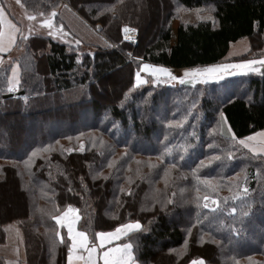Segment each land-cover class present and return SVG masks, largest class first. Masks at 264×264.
Segmentation results:
<instances>
[{"label": "trees", "instance_id": "16d2710c", "mask_svg": "<svg viewBox=\"0 0 264 264\" xmlns=\"http://www.w3.org/2000/svg\"><path fill=\"white\" fill-rule=\"evenodd\" d=\"M0 4L5 10L3 0ZM20 4L36 18H47L55 10L53 22L63 29L58 12L67 4L88 25H100L102 35L117 47L98 48L89 56L81 52V45L69 51L64 42L33 34L28 41L19 36L13 49L19 52L16 57L5 56L8 59L0 65V245L7 240L5 227L15 224L22 234L23 264H66L70 241L49 213L59 215L71 205L79 209L77 229L88 234L90 243L96 241L97 231L140 220L148 231L130 234L138 264H189L200 258L206 264H264V157L253 159L247 149L233 147L219 129L223 112L226 126L238 139L264 131V68L195 86L149 82L133 88L137 64L126 57L128 48L121 43L120 32L125 25L137 29L133 56L174 70L224 63L230 45L241 40L249 41L250 50L235 61L260 58L264 0H21ZM177 7L214 9L215 24L206 20L180 24L172 44L171 20ZM13 62L19 64L21 85L18 92L8 93L6 74ZM71 91L77 94L75 101L61 104ZM185 116L184 128L168 126V121ZM83 139L88 141L81 152ZM48 145L52 150L42 151ZM165 146H171L173 155L162 164L158 157ZM33 151L38 154L29 161ZM213 154L221 155V161L198 172L221 185L208 193L191 169ZM109 160L115 162L112 168L107 166ZM170 163L177 167L166 187L164 169ZM101 172L109 179L98 176ZM245 184L246 197L234 201L233 195ZM120 187L133 194L120 192ZM205 194L219 200L216 212L203 208ZM168 198L174 203L161 211L156 200ZM245 212L250 215L245 217ZM57 230L65 243L55 236ZM125 242L128 237L119 243ZM0 264H7L3 257Z\"/></svg>", "mask_w": 264, "mask_h": 264}, {"label": "snow or ice", "instance_id": "6c2138e0", "mask_svg": "<svg viewBox=\"0 0 264 264\" xmlns=\"http://www.w3.org/2000/svg\"><path fill=\"white\" fill-rule=\"evenodd\" d=\"M17 4L21 2V0H16ZM122 2V0H121ZM59 7V5H57ZM64 8H68L67 4L63 5ZM70 10V9H69ZM110 10V9H109ZM210 11H214V9H211ZM43 15V13H41ZM57 16V12L53 10L46 19H43L40 21V27L46 28L47 36L51 37L52 39L59 38L61 42H64L68 44L69 51H73V47L75 46L78 48L82 41L80 39H73L68 40L67 37L69 33L65 32L63 30V26L61 25L59 28L56 26V24L53 22V18ZM27 19L29 21L36 20V17L34 15L27 16ZM198 19H207L211 20L213 24H215V20L211 15H208L207 17H200L198 16ZM5 24L4 20V9L0 8V53H6L9 51L12 44L15 43V34L16 32L20 31L16 28L15 25H13L10 21L7 22L8 24V41L5 43L4 40V32L2 31V28ZM97 29L100 28V25L96 26ZM122 33V39L124 41H127L129 43H135V33H137V29L129 27L127 25L123 26L120 29ZM32 29L29 28V34H25L23 32L20 33L21 39L24 41H28L31 37ZM105 45L107 47H113V45L108 44L107 41H104ZM89 56H94L95 54L93 52L87 53ZM128 57H130L132 60H135L138 62L137 70L134 73V83L133 88H139L142 85L148 84L149 82L153 85L157 84H172V82H178L180 85L184 84H190L192 86H195L198 83H208L212 80H221L224 78L225 75L232 76L237 74L247 75L248 73H258L261 71L262 68H264V56H261L259 59H250V60H243L240 63H225V64H216L212 66H207L203 68L199 67H192L189 69H186L181 76L174 75L167 67H164L162 65L157 64H151L144 62V59L142 56H133L132 52L127 53ZM5 61L2 57H0V65H3ZM76 63L80 64L82 63L80 54L77 53L76 55ZM142 73L144 75H142ZM146 77H151V80L147 79ZM6 85H7V92L13 93L18 92L20 85H21V78H20V71H19V64H14L11 67L10 73L6 74ZM132 89H129L131 91ZM127 95V94H125ZM151 95V94H149ZM26 99V97H25ZM196 104L193 103L192 108L195 109ZM189 115H191V112H189ZM220 119L223 124H227V118L225 117L223 112H220ZM188 117L185 116L183 119L177 121V120H171L168 121V126L171 128H184V124L187 121ZM227 132L230 133V135L226 136V140L233 142V147L239 146L243 149H247L248 152L252 153V158L256 159L262 155H264V142H261V146L256 147L253 146L252 141H255L256 136H264V132L256 133L251 136H248L246 138L238 139L234 132H232L231 126L228 127ZM80 135H83L81 133ZM189 135H195V133H189ZM68 139H71V137H68ZM165 140H167V137H165ZM57 144H59V141H56ZM101 144L104 142L101 141ZM95 146V145H93ZM208 147L211 149L213 145L209 144ZM239 147L237 150H239ZM84 144L81 142L79 151H84ZM52 147L51 145L45 146L42 151H51ZM186 151V148L184 149ZM69 152L72 151V149H68ZM38 153L37 151H33L31 156L29 157V161L32 160V157L36 156ZM126 155V153L124 154ZM173 155L171 146H165L163 149L162 154L158 157L160 162L164 163V158L166 156L170 157ZM180 159L183 160L184 156L181 155ZM222 157L221 155L213 154L206 159L200 160L199 163L196 165L195 168L191 169L193 176L195 177L198 184H201L204 186V188L207 190L208 193H215L218 191V189L221 187L219 183H213V180L215 178L213 177H201L198 175L199 169L207 167L211 165L214 161H221ZM227 159L231 160L233 159V153L229 151L227 153ZM114 161L109 160L107 166L109 168H112L114 166ZM137 163H140L137 161ZM155 165L149 164V168H154ZM176 163H170L168 167L164 169V180H165V186H168V177L171 174V170L176 168ZM260 170L257 169V175H259ZM137 175H139V170H137ZM98 176H102L104 180H108L109 177L105 176L102 172L98 174ZM97 175H94L92 177L93 180L98 178ZM129 184L132 183V178L128 177ZM247 177H245V180ZM81 183H83V179L81 178ZM120 192L131 196L132 190L125 189L124 187H120ZM69 191H71V188H69ZM159 190H157L158 192ZM184 190L181 189V192ZM229 191H231V188H229ZM197 192V201L201 199L199 196L200 188H196ZM249 192V188L245 184L244 186L240 187L238 192L235 193L232 197V199L235 200H242L246 197V194ZM176 193H172V197H175ZM204 203L203 208L210 209L212 212H216L219 208V200L215 198H211L209 194H205L202 197ZM225 202H227L228 198H224ZM209 201L211 202V205L214 207L210 208ZM157 203H160L161 205V211H164L167 209L168 205H172L174 203V200L172 198H168L166 201L163 200H156ZM117 203H119V199L117 198ZM237 209L233 207L231 209L232 213H235ZM51 216V219L55 221V224L58 228H65L67 231V238L69 241H71L70 244L67 245V264H74V261H82L83 264H97V261L102 260L103 264H138L137 257L134 255V242H132V236L130 234L139 233L141 231L147 232L148 228L142 225L140 220H134L129 221L127 223H121L118 226H116L111 231H97L95 233L96 242H92L91 246H89V236L85 231L78 230L76 225L81 219L79 215V209L73 208L71 205L68 206L67 210L60 213L59 215H53L52 213H49ZM71 215V219L66 221V218ZM250 215V213L245 212L244 216L247 217ZM151 223V221H149ZM7 231V229L5 230ZM234 232H237L238 230L233 228ZM191 232V229H189V234ZM55 236L60 239L61 243H65L63 236L61 235L60 231L57 230L55 232ZM123 237H128L129 242L121 243L114 247H107L106 245H111L113 241L115 240H121ZM185 244H187V241H185ZM52 246L55 247V241L52 242ZM100 249L99 252H97V249ZM79 252L80 254L76 255L75 253ZM86 253V255H85ZM251 261V258H249ZM191 264H206L205 260L203 258L200 259H194L191 261ZM236 264H239L237 261Z\"/></svg>", "mask_w": 264, "mask_h": 264}, {"label": "rangeland", "instance_id": "374dc122", "mask_svg": "<svg viewBox=\"0 0 264 264\" xmlns=\"http://www.w3.org/2000/svg\"><path fill=\"white\" fill-rule=\"evenodd\" d=\"M5 10L8 11L12 17V21L14 24L17 26V28L20 30L19 31V36L20 33L23 32L25 34H29V28L32 29L33 34H40V35H47V29L40 27V21L43 19H46L43 17L36 18V20L29 21L27 19V16H29L21 6V4H17L16 0H3ZM59 20L61 23L64 24L65 29H63L65 32L69 33V37H67L68 40L72 39H80L82 41L80 49L81 52H95V49L98 48H107L105 45L104 41H107L108 44H111L101 33V27L97 29V27H93L82 21L80 18L77 17V15L69 10V8H64L61 7L59 12ZM208 15H211V11L209 8H202V9H182V8H175L174 13H173V18L171 20V43H175V37H176V30L177 26L180 24H193L198 21H211L207 19H198V16L200 17H207ZM121 32V31H120ZM136 42L135 43H129L127 41H124L122 39V33H121V43L127 47L128 51L125 53L126 57L129 60H132L130 57H128L127 53L135 51V48L138 45V35L137 33L134 34ZM60 41L59 38L54 39ZM61 42V41H60ZM122 44V45H123ZM244 44L247 46L248 51L245 54H242L241 56H238L236 58L245 56L249 53L250 50V43L248 40L244 42ZM113 45V44H111ZM114 46V45H113ZM115 48L117 46H114ZM19 52L14 51L13 56L16 57V55ZM5 56V55H4ZM11 56V60H12ZM137 64L138 67V62L135 60H132ZM243 61V60H241ZM227 63L231 64L235 62V58L228 59L226 61ZM170 70V69H169ZM186 70V69H185ZM185 70H176V71H171L174 75L176 76H181ZM142 75H144L142 73ZM147 79H150L151 77H146ZM213 81V80H212ZM178 82H172V84ZM163 85H167L166 83H162ZM186 85H190L187 84ZM76 92L71 91L70 93L66 94V99L62 100L60 102L61 104H64L65 102H70L73 101L75 98ZM75 101V100H74ZM219 129L220 131L223 132L224 135H230V133L227 132L228 127L226 124H223L222 121L219 122ZM257 139V138H256ZM255 141H252L250 143L253 144V146H261V142H264L262 139H258ZM87 139H83V144L84 142H87ZM252 154V153H251ZM264 157V155H262ZM68 208V207H67ZM65 209V211L67 210ZM7 229V240L4 245H0V257H3L6 261L7 264H23V258H24V248H23V240H22V234L20 229L15 224H10L5 227V230ZM190 264V263H189Z\"/></svg>", "mask_w": 264, "mask_h": 264}, {"label": "crops", "instance_id": "0c3cea01", "mask_svg": "<svg viewBox=\"0 0 264 264\" xmlns=\"http://www.w3.org/2000/svg\"><path fill=\"white\" fill-rule=\"evenodd\" d=\"M0 8H3L2 6H1V4H0ZM4 9V8H3ZM4 20H5V24H4V26H3V28H2V31L4 32V40H5V43H7V41H8V24H7V22H11L13 25H15L14 24V22L12 21V19L9 17V15H8V13L4 10ZM16 26V25H15ZM16 28H17V26H16ZM18 29V28H17ZM19 31L18 32H16V34H15V43L14 44H12L11 45V47H10V49H9V51L8 52H6V53H0V57H2L3 58V60L5 61V60H7L8 58L9 59H11V56L13 55V49H14V46H15V44H16V42H17V40H18V38H19ZM246 40H241V41H238V42H236V43H233V44H231L230 45V48H229V52H228V55H227V59H232V58H236V57H238V56H241L242 54H245L247 51H248V49H247V46L244 44V42H245ZM6 57H8V58H5V56ZM250 59H259V58H249V59H246V60H250ZM241 61H235L234 63H240ZM225 63H227V62H224V63H220V64H225ZM232 63V62H231ZM14 64H18L17 62H13L12 64H11V67L14 65ZM168 69H170V68H168ZM10 70H11V68H10ZM171 71H176V70H174V69H170ZM185 70V69H184ZM19 71H20V68H19ZM10 73V72H9ZM20 74H21V71H20ZM13 93H15V92H13ZM261 132H264V131H259V132H257V133H261ZM256 134V133H255ZM256 140H258V139H262L263 141H264V136H256ZM256 147H259V146H256ZM72 217H71V215H69V217H67L66 218V221L67 220H70ZM76 227H77V225H76ZM65 229V228H64ZM66 230V229H65ZM67 232V231H66ZM123 238H125V237H123ZM122 238V239H123ZM121 239V240H122ZM121 240H115V241H113V243L111 244V245H106V248L107 247H114V246H117V245H119V244H121V243H119ZM96 243H98V241H95ZM70 243H71V241H70ZM89 246H91V243L89 244ZM100 251V249L98 248L97 249V252H99ZM76 255H78V254H80L79 252H77V253H75ZM85 255H86V253H85ZM66 264H67V260H66ZM74 264H83V262L82 261H74ZM97 264H103V262H102V260H99V261H97ZM191 264V263H190Z\"/></svg>", "mask_w": 264, "mask_h": 264}]
</instances>
